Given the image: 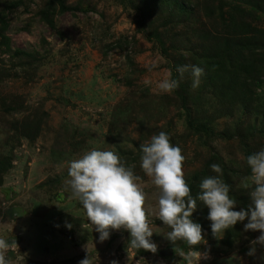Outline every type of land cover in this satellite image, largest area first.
<instances>
[{
    "label": "rangeland",
    "instance_id": "obj_1",
    "mask_svg": "<svg viewBox=\"0 0 264 264\" xmlns=\"http://www.w3.org/2000/svg\"><path fill=\"white\" fill-rule=\"evenodd\" d=\"M64 1L80 9L61 12L53 0H0V238L17 244L6 253L12 264H79L87 245L93 264H188L181 253L189 252L206 257L195 256L193 264H264V246L247 255L260 232H245V220L223 238L213 237L202 202L192 219L202 225L205 240L194 247L169 241L165 235L171 229L157 218L160 190L139 166L140 145L164 131L186 157L183 172L194 185L193 196L203 178L218 175L211 170L215 163L225 183L227 177L232 181L230 194L236 191L244 199L237 200L235 210L248 207L247 151L264 149V81L238 97L230 75L220 79L225 83L211 84L204 72L193 89L188 71L179 77L188 90L185 100L161 92L157 83L172 78L171 60L149 34L161 31L176 62L197 65L190 48L234 34L224 21L233 7L239 9L235 22L242 25L237 29L263 35L264 3L259 11L243 0H191L195 16H179L175 0ZM43 10L54 13V24L41 16ZM242 101L263 113H256L251 129L255 115L240 108ZM187 108L197 121L211 125L212 134L188 127ZM93 148L135 165L155 253L132 248L123 229L101 242L72 195L66 183L70 162Z\"/></svg>",
    "mask_w": 264,
    "mask_h": 264
},
{
    "label": "clouds",
    "instance_id": "obj_2",
    "mask_svg": "<svg viewBox=\"0 0 264 264\" xmlns=\"http://www.w3.org/2000/svg\"><path fill=\"white\" fill-rule=\"evenodd\" d=\"M188 71L192 74V88H198L204 68L198 65L177 68L181 78ZM179 83L178 79L169 76L160 80L157 87L161 92L171 93L179 87ZM140 150L139 166L160 190L157 218L171 229L165 235L169 241L174 244L183 240L194 247L205 240L202 225L192 219L193 213L198 210V202H202L209 210L207 219L211 221L213 237L221 239L238 222L247 220L245 232H260L250 242L247 255L255 256L256 245L264 246V149L246 158L250 175L244 187L251 188L250 203L246 209L239 211L235 210L237 200L230 195V185L221 178L223 173L219 164L211 165V170L218 175L203 178L199 184L200 191L193 196L183 172L186 157L166 132L153 134L150 140L140 145ZM134 168L135 165L127 166L113 151L93 148L70 162L66 183L72 195L82 203L101 242L107 240L113 230L123 229L130 233L128 244L132 248L155 253L157 244L151 239L154 232L149 220L150 213L145 207L146 193L140 183L141 177L135 174ZM66 226L71 228L70 224ZM16 247L15 240L9 242L0 238V264H12L6 253ZM195 256L206 258L202 253H181L188 264H193ZM79 264H93L88 245L86 255ZM111 264L118 262L113 260Z\"/></svg>",
    "mask_w": 264,
    "mask_h": 264
},
{
    "label": "trees",
    "instance_id": "obj_3",
    "mask_svg": "<svg viewBox=\"0 0 264 264\" xmlns=\"http://www.w3.org/2000/svg\"><path fill=\"white\" fill-rule=\"evenodd\" d=\"M57 2L60 6L61 12L79 10V6L67 5L64 0H53ZM148 2V0H145ZM177 2L178 11L176 14L179 16L193 15L195 16L196 8L192 5L191 0H175ZM249 8H255L259 11H263L262 4L263 0H243ZM53 5H51V8ZM222 7V6H221ZM242 8V7H238ZM235 7L231 8L228 15V21L226 25L231 32L234 34L228 33L227 35H222V40H217L213 42L210 40H201L197 48H190L193 55L195 56V63L203 67L206 72V77L209 80V83L222 82L220 79L224 78L227 75H230L232 78L231 83L229 84L231 88L237 93L238 97L244 95L246 90L250 88L252 92L253 85L255 82L264 81V34L256 35L255 33H243L245 29H237L242 25L235 22L234 14H237V11L234 10ZM144 7L141 9V13H144ZM234 10V11H233ZM225 12L221 14L222 18L225 17ZM54 13L49 10H43L41 16L50 24H54ZM227 29V28H226ZM152 39L156 40L160 46L162 53L171 60L172 65V78L179 80V73L177 68L182 66V60L176 62V57L170 55L168 49L166 48L165 43V34L159 30H155L149 34ZM218 37V36H217ZM216 37V38H217ZM195 51V52H194ZM22 55L33 56L31 52L22 50ZM180 81V80H179ZM181 100H185L188 97V90L185 86H182L179 83V87L173 91ZM244 92V93H243ZM240 108L248 113L249 115H255L254 120L249 121L248 128L254 127V122L258 120L256 113H262L252 108V105H249L246 101H242ZM263 114V113H262ZM264 118V114L262 115ZM187 123L188 127L197 134H212L213 130L211 125L203 121H197L190 110L187 108ZM264 127V121H263ZM21 134V133H20ZM253 152L248 149L247 156ZM199 176V175H197ZM226 183L231 185L232 181L227 177ZM191 187L194 188L192 184ZM235 189V185L233 184ZM235 192H232L230 195L236 199L240 200V203L244 202V199L241 197L239 199L235 196Z\"/></svg>",
    "mask_w": 264,
    "mask_h": 264
},
{
    "label": "water",
    "instance_id": "obj_4",
    "mask_svg": "<svg viewBox=\"0 0 264 264\" xmlns=\"http://www.w3.org/2000/svg\"><path fill=\"white\" fill-rule=\"evenodd\" d=\"M171 252H172L171 249L164 251L165 254H168V253H171Z\"/></svg>",
    "mask_w": 264,
    "mask_h": 264
}]
</instances>
